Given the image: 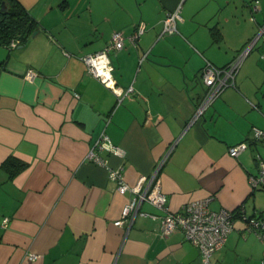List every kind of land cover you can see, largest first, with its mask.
<instances>
[{"label": "crops", "instance_id": "1", "mask_svg": "<svg viewBox=\"0 0 264 264\" xmlns=\"http://www.w3.org/2000/svg\"><path fill=\"white\" fill-rule=\"evenodd\" d=\"M13 1L33 29L16 47L0 43V264H203L181 229L161 234L162 212L148 202L140 210L156 218L118 224L133 193H119L107 169L86 159L102 132L125 156L97 151L128 184L148 179L159 164L170 211L211 196L213 211L241 206L264 220V188L248 181L264 161V144L251 139L254 127L264 129V33L240 63L235 86L191 121L205 60L221 67L234 59L264 26V0ZM178 6L177 31L163 32ZM139 21L145 30L133 46L127 36ZM114 31L125 39L110 55L113 77L132 86L120 102L81 59ZM238 142L248 147L232 157L228 147ZM8 158L25 165L11 175L17 166L4 167ZM210 261L264 264V237L235 215Z\"/></svg>", "mask_w": 264, "mask_h": 264}, {"label": "built area", "instance_id": "2", "mask_svg": "<svg viewBox=\"0 0 264 264\" xmlns=\"http://www.w3.org/2000/svg\"><path fill=\"white\" fill-rule=\"evenodd\" d=\"M179 8L178 6V8L166 14L163 19V32L172 33L177 31L176 22L178 18H180L178 15ZM144 30L145 24L143 21H139L135 24L132 32L127 36L133 46L137 45L138 39ZM262 33H264V26H261L257 34L244 46L234 59L224 66L219 67L205 60L200 71V79L204 86V91L199 102L195 105L191 121L202 116L205 110L225 88L235 86L234 78L240 63ZM124 39L125 37L121 31H114L107 44L101 50L85 54L81 57L82 61L87 66L88 72L105 86L110 87L116 94L118 102L132 91V86L126 89L118 86L112 73L113 65L110 55L124 46ZM18 44L19 40L17 38L12 39L9 42V47L13 48ZM62 53L64 55L69 54L66 50H62ZM260 58L264 60V51L260 53ZM34 74L35 72L32 69L26 72L28 79H32ZM251 139L254 142L264 144V129L254 127ZM247 147V142H238L228 147V154L232 157H236L242 151L246 150ZM100 149H105L120 157L125 156V150L118 145H114L107 134L102 132L94 146L86 154V159L107 169L108 177L115 182L116 189L119 193H125L126 191L133 193V197L126 202L121 210L122 219L118 221V224H122L123 220H127L129 226L136 215L156 218V214L140 210V204L142 202H148L162 212L159 223V229L162 235H167L176 228L181 229L185 238L198 248L202 256L203 264H219L212 263L210 258L212 254L224 244L227 234L233 228L234 220L231 210H211L208 207L211 196H206L201 199L187 202L183 205L181 211L172 212L168 207L167 196L162 192L157 177L159 164L148 179L142 176L136 184L130 185L124 180L121 168H111L108 165L107 159L99 155L97 150ZM256 164L257 173L250 174L248 181L251 188H264V161L258 160ZM145 180L146 184L144 185L143 182ZM241 216L246 222L247 229L254 231L260 238L264 237V220L256 216L244 215L242 209L240 210V217ZM7 221V217L3 218V227L7 225ZM31 257L34 258L36 255L31 254Z\"/></svg>", "mask_w": 264, "mask_h": 264}, {"label": "trees", "instance_id": "3", "mask_svg": "<svg viewBox=\"0 0 264 264\" xmlns=\"http://www.w3.org/2000/svg\"><path fill=\"white\" fill-rule=\"evenodd\" d=\"M4 1L7 5V9L4 13L0 12V43L10 49L9 42L12 39L17 38L20 41L23 36L33 29V20L30 15L13 0ZM15 164L17 166L16 169L10 170V174L13 175L16 171H19L24 167L25 164L23 162L14 158H8L3 166L11 168ZM240 210L241 206L236 209V213L232 211L233 220L235 215L240 216Z\"/></svg>", "mask_w": 264, "mask_h": 264}, {"label": "flooded vegetation", "instance_id": "4", "mask_svg": "<svg viewBox=\"0 0 264 264\" xmlns=\"http://www.w3.org/2000/svg\"><path fill=\"white\" fill-rule=\"evenodd\" d=\"M6 9H7V5H6L5 1H4V9H0V12L4 13L6 11Z\"/></svg>", "mask_w": 264, "mask_h": 264}, {"label": "water", "instance_id": "5", "mask_svg": "<svg viewBox=\"0 0 264 264\" xmlns=\"http://www.w3.org/2000/svg\"><path fill=\"white\" fill-rule=\"evenodd\" d=\"M0 9H4V0H0Z\"/></svg>", "mask_w": 264, "mask_h": 264}, {"label": "rangeland", "instance_id": "6", "mask_svg": "<svg viewBox=\"0 0 264 264\" xmlns=\"http://www.w3.org/2000/svg\"><path fill=\"white\" fill-rule=\"evenodd\" d=\"M2 45L0 44V48H3V47H1ZM4 49V48H3ZM6 52H7V50H6Z\"/></svg>", "mask_w": 264, "mask_h": 264}]
</instances>
